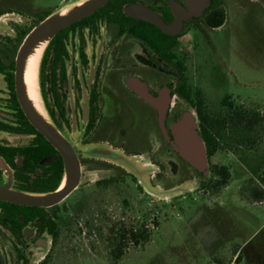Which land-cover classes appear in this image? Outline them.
Listing matches in <instances>:
<instances>
[{
    "label": "flooded vegetation",
    "instance_id": "af4514ba",
    "mask_svg": "<svg viewBox=\"0 0 264 264\" xmlns=\"http://www.w3.org/2000/svg\"><path fill=\"white\" fill-rule=\"evenodd\" d=\"M45 1L0 0V155L16 185L35 191L57 188L65 170L62 153L30 121L16 87L20 46L59 7ZM66 1L71 0L60 2ZM227 4L228 0H108L51 40L41 64L42 101L60 131L74 139L81 181L95 172L116 170L144 188L122 165L85 154L86 147L103 145L136 157L146 152L158 168L151 178L162 182L169 166L181 180L166 184L168 188L191 189L190 183H197L194 189L206 188L214 177L210 156L205 173L174 145L175 124L186 115L204 139L196 99L180 92L185 83L197 85L188 75L182 43L185 36L193 42L206 38L208 30L222 28ZM148 18L161 20L168 31ZM4 175L0 169V178ZM117 179L112 174L91 181L106 187ZM155 183L150 179L151 186ZM61 234L59 204L0 200V264H48Z\"/></svg>",
    "mask_w": 264,
    "mask_h": 264
},
{
    "label": "rangeland",
    "instance_id": "374dc122",
    "mask_svg": "<svg viewBox=\"0 0 264 264\" xmlns=\"http://www.w3.org/2000/svg\"><path fill=\"white\" fill-rule=\"evenodd\" d=\"M60 1L45 4L55 7ZM227 10L222 28L193 42L183 38L188 75L205 89L214 112L226 111L228 97L238 108L264 114V0H228ZM148 156L137 158L147 179L168 192L165 185L179 183L180 175L168 166L165 182L151 178L158 168ZM210 160L231 173L216 192L190 183L192 191L183 187V194L161 198L116 170L84 177L59 204L62 234L48 264H264V141L251 149L218 150ZM112 174L115 184L91 181ZM255 191L263 195L254 197ZM141 226L150 240L135 244L128 229Z\"/></svg>",
    "mask_w": 264,
    "mask_h": 264
},
{
    "label": "water",
    "instance_id": "95a60500",
    "mask_svg": "<svg viewBox=\"0 0 264 264\" xmlns=\"http://www.w3.org/2000/svg\"><path fill=\"white\" fill-rule=\"evenodd\" d=\"M108 0H71L62 3L49 16L41 21L26 36L17 54L16 87L24 109L30 121L40 130L47 139L62 153L65 170L61 183L51 191H35L16 185L14 174L4 157L0 155V169L5 171L0 178V200L12 203L34 206H54L66 200L81 184V163L79 155L74 147V139L66 137L53 122L43 101V109L40 110L35 101L30 97L26 83V70L30 59L42 50L38 66L39 92L40 71L44 53L51 40L66 26L86 17L94 12ZM162 29L168 31V27L156 18H148ZM3 21L0 19V28ZM197 124L186 115L179 123L175 124L176 141L175 148L193 165L208 172L210 162L205 140L197 131ZM73 141V142H72ZM85 154L99 156L125 167L134 174L146 191L161 198L176 197L183 194L181 187L171 188L168 192L160 187L151 186L147 179V169L140 163L136 156L125 154L123 151L109 146L95 145L85 148ZM188 189L187 191H192Z\"/></svg>",
    "mask_w": 264,
    "mask_h": 264
},
{
    "label": "trees",
    "instance_id": "16d2710c",
    "mask_svg": "<svg viewBox=\"0 0 264 264\" xmlns=\"http://www.w3.org/2000/svg\"><path fill=\"white\" fill-rule=\"evenodd\" d=\"M180 92L196 99L202 133L210 157L221 149L233 150L243 146L251 149L259 141H264V114L260 111L238 108L228 97H225L223 105L226 111L216 113L211 109L205 89L201 85L185 83ZM213 172L214 177L206 188L216 192L227 185L231 173L228 166L218 164H213ZM262 195V191L254 192V197ZM128 230L129 239L135 244L150 240V233L144 226L132 227ZM236 253L235 262L239 263L240 254L238 251Z\"/></svg>",
    "mask_w": 264,
    "mask_h": 264
},
{
    "label": "bare ground",
    "instance_id": "6f19581e",
    "mask_svg": "<svg viewBox=\"0 0 264 264\" xmlns=\"http://www.w3.org/2000/svg\"><path fill=\"white\" fill-rule=\"evenodd\" d=\"M41 53L42 50H39V53L30 59L29 66L26 70V83L28 85L29 95L35 101L37 107L40 110L43 109L38 82V66Z\"/></svg>",
    "mask_w": 264,
    "mask_h": 264
},
{
    "label": "built area",
    "instance_id": "2783aa9c",
    "mask_svg": "<svg viewBox=\"0 0 264 264\" xmlns=\"http://www.w3.org/2000/svg\"><path fill=\"white\" fill-rule=\"evenodd\" d=\"M261 204L263 205V207H264V199L263 200H261Z\"/></svg>",
    "mask_w": 264,
    "mask_h": 264
}]
</instances>
